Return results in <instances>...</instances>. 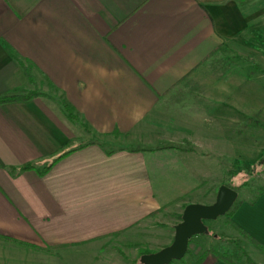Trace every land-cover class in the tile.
I'll use <instances>...</instances> for the list:
<instances>
[{
    "label": "crops",
    "instance_id": "crops-1",
    "mask_svg": "<svg viewBox=\"0 0 264 264\" xmlns=\"http://www.w3.org/2000/svg\"><path fill=\"white\" fill-rule=\"evenodd\" d=\"M250 8L247 0H0V96L39 94L0 104V244L125 253L136 245L119 251V243L155 228L161 206L181 205L182 214L201 203L206 170L218 164L200 150L223 156L220 144L231 141L201 122L216 104L230 106L212 96L237 92ZM232 219L264 244V195ZM11 254L0 245V264Z\"/></svg>",
    "mask_w": 264,
    "mask_h": 264
},
{
    "label": "rangeland",
    "instance_id": "rangeland-1",
    "mask_svg": "<svg viewBox=\"0 0 264 264\" xmlns=\"http://www.w3.org/2000/svg\"><path fill=\"white\" fill-rule=\"evenodd\" d=\"M247 1L248 6H251L247 18L252 20V34L250 40L246 41L247 58L245 62L240 61V46L237 49V92L230 95L212 96L214 100L219 98V102H226L230 106L225 108L224 104H216L218 108L209 113L205 111L204 121L201 122L208 128L217 129L219 127L222 133L224 131L231 137V141L220 144V152L223 156L215 155L205 147L200 150L209 154L205 157L207 163L212 160V163L218 166L217 169L210 170L212 174L206 170V194L199 199L201 203H213L219 187L228 183L239 191V197L231 211L237 204L240 207L246 202L252 203L261 196L260 193L264 190V36H261L264 30V0ZM205 77L206 82L213 80L212 73L210 77L205 74ZM215 81L217 82V79H214ZM42 82L53 89L47 79ZM200 120L197 124H200ZM111 140L112 143L109 145L117 144L114 138ZM193 144L185 143L181 146L190 149L200 148L198 145L201 143ZM124 145L135 144L125 143ZM159 145V143L151 144L152 147ZM180 207L181 205L176 208L169 204L161 206L159 208L161 212L155 217L157 220L154 224L155 228L142 227L140 237L119 243V251L121 248L129 247L128 242L136 245L133 248L131 246L132 249L126 248V254L122 250L120 254H97L80 247L54 251L12 241H5V245H0L12 252L8 264H119L120 262L142 264L141 251H159L172 243L174 238L172 225L181 220L179 218L182 214H176V211H180ZM228 220L229 217L223 215L215 220L206 221L210 233L195 237L190 243L189 253L183 259L174 260L169 264H196L202 256L205 258L201 264L208 263L213 256L220 259L214 252L207 253L210 249L225 254L236 264H247V256L255 264H260L257 254L261 250L240 234ZM255 247L258 251L253 250Z\"/></svg>",
    "mask_w": 264,
    "mask_h": 264
},
{
    "label": "water",
    "instance_id": "water-1",
    "mask_svg": "<svg viewBox=\"0 0 264 264\" xmlns=\"http://www.w3.org/2000/svg\"><path fill=\"white\" fill-rule=\"evenodd\" d=\"M239 191L227 184H222L213 203H189L185 206L182 219L175 225L174 238L171 244L159 251L141 255L142 264H169L183 259L189 250L194 236L209 233L206 224L225 215L236 203Z\"/></svg>",
    "mask_w": 264,
    "mask_h": 264
},
{
    "label": "trees",
    "instance_id": "trees-1",
    "mask_svg": "<svg viewBox=\"0 0 264 264\" xmlns=\"http://www.w3.org/2000/svg\"><path fill=\"white\" fill-rule=\"evenodd\" d=\"M26 70V74L29 78V81L30 83H34V80H33V76L31 74V67L29 66H26L24 65L23 66ZM39 95L38 92L36 91H32V92H29L28 94H23V95H9V96H0V104L1 103H6V102H12V101H18V100H28V99H31L35 96ZM62 108L65 112V114L67 115V117L74 121V122H78L80 123L81 120L79 118V116L76 114V109L73 105L67 103V102H62ZM87 127V126H86ZM117 134V132H116ZM63 155V154H62ZM51 164L45 166L43 169L39 170L40 173H44L46 172L47 170H49L51 168ZM35 168V166L33 164H27L25 165L22 169H33ZM231 184V183H230ZM227 185H229L227 183ZM231 186V185H229ZM233 187V186H231ZM234 188V187H233ZM236 189V188H235ZM261 195H264V190L260 193ZM235 205V204H234ZM239 208V204H237L235 206V208L231 211H228L225 215H227V217H229V220L228 222L236 229L239 231L240 234H242L245 238L249 239L258 249H260L261 251L264 252V244L261 243L260 241H258L256 238H254L252 235H250L246 230H244L241 226H239L238 224H236L233 220H232V217L234 215V213L236 212V210ZM232 209V208H231ZM161 212V209H158L156 212H154L153 214H151L152 216H155L157 215V213ZM179 219H182V215L180 216ZM210 233V231H209ZM208 234V233H207ZM205 235V234H203ZM198 236V235H197ZM197 236H194L190 243L192 242V240L197 237ZM190 246V244H189ZM61 247V246H60ZM55 248V247H53ZM210 252H214L220 259H222L223 261H225L226 263L228 264H236L234 263V261L230 260L225 254H221L219 253L218 251H216L215 249L213 250H208L207 253H210ZM145 253H150L149 251H141V255L145 254ZM189 253V252H188ZM205 256H202L200 258V260H197V263L196 264H201L204 260ZM247 264H255L254 261L247 256Z\"/></svg>",
    "mask_w": 264,
    "mask_h": 264
},
{
    "label": "flooded vegetation",
    "instance_id": "flooded-vegetation-1",
    "mask_svg": "<svg viewBox=\"0 0 264 264\" xmlns=\"http://www.w3.org/2000/svg\"><path fill=\"white\" fill-rule=\"evenodd\" d=\"M189 204V203H188ZM151 253V252H150Z\"/></svg>",
    "mask_w": 264,
    "mask_h": 264
}]
</instances>
